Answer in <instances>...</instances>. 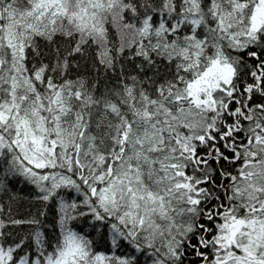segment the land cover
<instances>
[{
	"label": "snow or ice",
	"instance_id": "snow-or-ice-1",
	"mask_svg": "<svg viewBox=\"0 0 264 264\" xmlns=\"http://www.w3.org/2000/svg\"><path fill=\"white\" fill-rule=\"evenodd\" d=\"M0 264H264V0H0Z\"/></svg>",
	"mask_w": 264,
	"mask_h": 264
}]
</instances>
